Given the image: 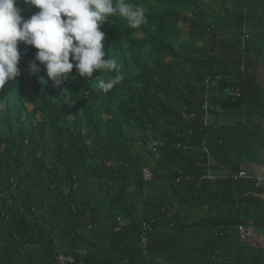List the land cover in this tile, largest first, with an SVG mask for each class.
<instances>
[{
	"label": "trees",
	"instance_id": "trees-1",
	"mask_svg": "<svg viewBox=\"0 0 264 264\" xmlns=\"http://www.w3.org/2000/svg\"><path fill=\"white\" fill-rule=\"evenodd\" d=\"M18 1L24 18L38 11ZM130 2L144 7L147 23L132 29L110 17L100 29L124 77L109 92L97 83L115 73L85 80L73 68L57 86L35 61L38 50L18 45L20 75L0 89V264H61V255L69 264H264V249L238 233L216 234L239 223L264 227L257 182L203 179L199 165L205 146L219 171L238 170L247 139L264 146L257 125L255 142L240 123L201 120L206 92L210 113L245 109L251 118L264 109L263 101L250 105L262 94L251 39L241 69L240 28L253 10L247 0ZM34 61L40 70L32 73ZM150 140L160 142V156ZM218 247L227 249L221 262Z\"/></svg>",
	"mask_w": 264,
	"mask_h": 264
},
{
	"label": "clouds",
	"instance_id": "clouds-1",
	"mask_svg": "<svg viewBox=\"0 0 264 264\" xmlns=\"http://www.w3.org/2000/svg\"><path fill=\"white\" fill-rule=\"evenodd\" d=\"M38 11L29 18L21 15L18 0H0V89L20 75L18 63L22 42L38 51L35 61L44 68L48 80L61 85L75 68L77 75L91 79L98 71L115 73L101 79L97 88L111 91L121 83L123 75L117 62L107 58L105 33L101 27L111 23L110 17L125 20L132 29L147 23L145 9L130 0H23ZM71 57V62H70ZM32 62L30 71L40 70Z\"/></svg>",
	"mask_w": 264,
	"mask_h": 264
},
{
	"label": "crops",
	"instance_id": "crops-1",
	"mask_svg": "<svg viewBox=\"0 0 264 264\" xmlns=\"http://www.w3.org/2000/svg\"><path fill=\"white\" fill-rule=\"evenodd\" d=\"M247 2L248 13L253 10L250 20L252 34L248 52L249 59L253 63L252 71L262 90L261 96L251 98L250 105L260 106L262 101L264 102V99H262L264 98V0H247ZM209 117L211 123L217 127L224 124L234 126L240 123L245 127H248L246 133L248 136L247 138L252 136L254 141L257 142L256 133L258 131L262 137L260 142L264 141V109L259 115L254 113L250 118L247 116L245 109L230 111L218 108L215 111H211ZM256 125L258 126V130L253 131ZM232 131L237 133V128ZM250 141V139L246 140L248 145L245 148V153L233 169H245L251 174L258 176L264 173V146L261 149H259L260 147L256 149V146L252 148L250 146ZM257 184L260 187V190L254 192L255 196L264 199V182ZM259 250L260 248L255 251L258 252Z\"/></svg>",
	"mask_w": 264,
	"mask_h": 264
},
{
	"label": "built area",
	"instance_id": "built-area-1",
	"mask_svg": "<svg viewBox=\"0 0 264 264\" xmlns=\"http://www.w3.org/2000/svg\"><path fill=\"white\" fill-rule=\"evenodd\" d=\"M245 11H247V8H245ZM251 24L249 21L245 20L243 22L242 27L240 28V41H241V48L243 51V63L241 64V69L243 71L246 70V57L248 53H246V47L247 43L251 39ZM221 38V36H219ZM227 93H232L234 96L240 95L239 88H227ZM201 109L204 111L203 118L201 119L205 124L209 122V114H210V103H209V93L206 92L204 95V100L201 103ZM195 116V112L191 115V117ZM159 141L156 140H150L149 145L151 148L153 147V152L160 156L158 149L156 148L157 145H159ZM181 146V144H178ZM207 155H201L199 159V165L202 166L205 170L202 178L203 179H210L212 181L216 180H238L240 178H249L253 179L257 183L264 182V173L258 176H255L251 174L248 170L245 169H239L235 171H222V170H214L211 166L212 164V157L210 154V150L207 146L204 147ZM154 174L152 169L149 166H145L143 168V177L146 180H151L153 178ZM190 176H187V179H189ZM23 208V207H22ZM121 225L116 227V230H120ZM150 229L149 222L143 221L141 224V247L144 250L145 254L148 253V231ZM235 233H238L240 236V239L243 243L252 245L257 248L264 249V227L258 228L255 225H246L244 223H239L236 226H222L217 229L216 234L218 236H231ZM227 249L224 247H218L213 252V258L216 259V261L221 262L224 258V256L227 254ZM231 258V256H229ZM59 260L61 264H69V259H67L66 256L61 255L59 256Z\"/></svg>",
	"mask_w": 264,
	"mask_h": 264
},
{
	"label": "rangeland",
	"instance_id": "rangeland-1",
	"mask_svg": "<svg viewBox=\"0 0 264 264\" xmlns=\"http://www.w3.org/2000/svg\"><path fill=\"white\" fill-rule=\"evenodd\" d=\"M30 106V105H29Z\"/></svg>",
	"mask_w": 264,
	"mask_h": 264
}]
</instances>
